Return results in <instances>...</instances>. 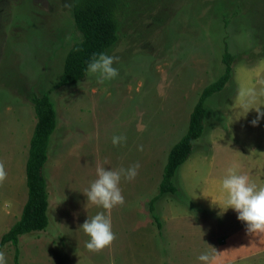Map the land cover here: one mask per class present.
<instances>
[{"label": "rangeland", "instance_id": "374dc122", "mask_svg": "<svg viewBox=\"0 0 264 264\" xmlns=\"http://www.w3.org/2000/svg\"><path fill=\"white\" fill-rule=\"evenodd\" d=\"M118 35L105 53L119 57L117 78L98 83L88 72L57 86L67 51L81 39L72 0H0V162L8 174L0 186V238L27 198L26 160L36 124L31 94L48 91L57 114L44 166L49 225L20 236L19 264H203L198 256L209 245L200 236L208 232L194 239L196 232L187 229H207L197 207L204 195L223 199L222 192H206L207 156L218 148L225 159L231 140L251 152L264 133L262 119L252 125L257 112L250 110L264 107V0H131ZM225 41L235 56L232 77L206 100L204 133L175 176L179 192L159 197L151 214L169 149L186 133L204 87L224 71ZM227 107L237 108L238 129L225 127ZM216 126L217 145L210 140ZM114 136L127 137L126 143L114 146ZM136 163V178L120 183L125 203L111 211L115 241L89 252L80 227L103 209L87 204L83 193L97 179V166L119 170ZM2 251L14 264L15 247Z\"/></svg>", "mask_w": 264, "mask_h": 264}, {"label": "trees", "instance_id": "16d2710c", "mask_svg": "<svg viewBox=\"0 0 264 264\" xmlns=\"http://www.w3.org/2000/svg\"><path fill=\"white\" fill-rule=\"evenodd\" d=\"M130 4L131 0H72L73 18L81 39L74 42L67 51L57 86L68 85L86 77L87 65L93 55L106 53L117 42L120 23ZM224 43V71L204 87L190 114L186 133L169 149L158 193L148 205L151 214L159 197L179 192L175 176L178 168L194 151V141L204 133L205 120L209 116L206 100L221 91L232 77L235 56L229 51L227 42ZM29 100L34 107L36 124L26 160L27 199L20 218L0 238V251L7 244L15 247L14 264H19L20 236L46 230L49 225V191L44 166L49 159L50 139L57 127V114L48 91L33 92ZM152 216L161 229L160 217L155 214Z\"/></svg>", "mask_w": 264, "mask_h": 264}, {"label": "clouds", "instance_id": "9594fccd", "mask_svg": "<svg viewBox=\"0 0 264 264\" xmlns=\"http://www.w3.org/2000/svg\"><path fill=\"white\" fill-rule=\"evenodd\" d=\"M118 62V56L105 53L94 54L87 65V71L97 76L98 83H104L118 77L119 71L113 67ZM261 107L250 109H255L257 112L256 119L251 121L253 126H256L264 117V111H261ZM138 128L143 130L142 126L138 125ZM126 140L127 137L125 136H114L112 143L117 146L126 143ZM138 150L142 151L143 147L140 146ZM139 167V163L133 164L127 169L120 168L119 170H108L103 166H97V179L83 193L87 198V204L103 209L93 217L86 219L80 227L89 237L85 244V248L89 252L99 253L110 247L115 241L116 235L112 230L111 211L125 203L120 183L122 179L134 180L138 175ZM7 175L4 163L0 162V186L6 182ZM221 190L226 207L221 209L212 201L213 205L220 208L221 214L232 209L238 214L237 219L246 225L249 234L264 235V186H258L251 182L247 175L237 174L234 169L230 168L228 175L221 182ZM198 260L203 264H214L215 257L204 252L198 256ZM0 264H7L6 255L3 251H0Z\"/></svg>", "mask_w": 264, "mask_h": 264}, {"label": "crops", "instance_id": "0c3cea01", "mask_svg": "<svg viewBox=\"0 0 264 264\" xmlns=\"http://www.w3.org/2000/svg\"><path fill=\"white\" fill-rule=\"evenodd\" d=\"M224 111V125L225 127L227 126V129L228 127H234L235 129H238V126L241 127L236 107H227ZM261 111H264V107H261ZM261 119L262 125L264 126V117ZM217 129L219 130L220 128L216 126L214 131L215 137L212 135L210 139L215 145L218 144L221 137V135L218 136L217 133L219 132ZM229 144L231 145L228 149L230 151H227L228 155L225 159L220 157L219 152H217V147H215L217 149H214L215 152H211L207 156L206 160H209V171L207 174L208 179L206 185L208 186L206 187V192H222V180H218L214 177L220 175L227 176L230 168L234 169L237 174L247 175L249 180L258 186H264V133L259 136L255 142L254 149L251 152H243L242 150H239L242 148L239 147L237 143H234L233 140H231ZM204 158L206 157L203 156V159ZM196 174L197 165L193 167V175L195 176ZM11 191H14V195H18L16 187L13 186ZM204 196L206 198L200 200L197 207L199 209L201 208V212L206 214V216L199 218V224H206L208 227L207 229L204 228L203 231L200 228L199 233V227H192V225L191 227H188L187 231L189 233L192 231V233L196 232V237H194V239H199V236L202 233L205 231L208 232L207 236L203 235L200 236V238L208 240V253L215 257L214 264H264V235L254 236L249 234L246 230V225L237 219L238 214L232 209H228L225 213L221 214L220 208L223 209L226 207L223 199H213L211 195ZM212 201L220 208L213 205ZM21 213L22 210L17 217V220L20 218ZM213 240L217 241V245H214L211 249V242Z\"/></svg>", "mask_w": 264, "mask_h": 264}]
</instances>
